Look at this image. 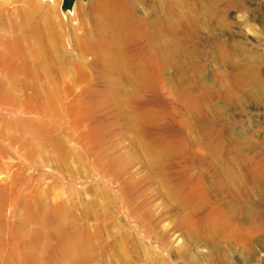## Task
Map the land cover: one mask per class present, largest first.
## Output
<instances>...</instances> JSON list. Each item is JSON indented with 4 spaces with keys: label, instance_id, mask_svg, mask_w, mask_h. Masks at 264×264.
Segmentation results:
<instances>
[{
    "label": "rangeland",
    "instance_id": "374dc122",
    "mask_svg": "<svg viewBox=\"0 0 264 264\" xmlns=\"http://www.w3.org/2000/svg\"><path fill=\"white\" fill-rule=\"evenodd\" d=\"M134 1L148 85L102 79L90 0L0 5V264H264V0Z\"/></svg>",
    "mask_w": 264,
    "mask_h": 264
},
{
    "label": "bare ground",
    "instance_id": "6f19581e",
    "mask_svg": "<svg viewBox=\"0 0 264 264\" xmlns=\"http://www.w3.org/2000/svg\"><path fill=\"white\" fill-rule=\"evenodd\" d=\"M12 1L13 0H0V5ZM77 1L78 0H76V2ZM90 1L92 6L97 9L100 16V22L97 26L99 30L100 39H98V41L96 39L95 42L97 44L95 47H97L103 59L102 60L103 65L101 68L102 79H104L105 82L113 84L115 82L120 81L121 78L123 81V79L127 77L130 78V80L133 81L135 84H139V85L150 84L156 76V71L163 63H166L167 58L164 57L166 56V54L162 55L161 51L152 48L153 46L144 42L143 39L145 38V35H143V32L141 30L142 27L140 26L139 23L144 19L143 16H145L144 15L145 13H142L143 14L142 17L138 15L139 14L138 3L135 2L134 0H90ZM43 2H45L46 5H43L42 4ZM76 2L74 3L71 11L67 10L65 14H62L61 12L63 17H67L68 12L70 16L76 15V9H75ZM22 3L24 5L29 4V6L34 10V12L35 10L36 11L39 10L42 11L43 15L45 16L51 18H55V17L57 18L60 9L59 7L61 0H22ZM22 9L24 8H21V10ZM24 12L25 14H28L27 11ZM115 37H117V39L118 38L124 40L128 39V42L131 43L133 53L130 54L129 52L127 53L119 50L117 51L118 54H115L113 52L114 49L113 50L111 49V46L113 44L112 40H114ZM14 47L15 46H13L12 42L8 40L0 39V67L16 66L15 65L16 63H14L15 62L14 59L13 61L12 60L8 61L10 55H14L17 53ZM112 48L114 47L112 46ZM175 196L177 197V199H181L179 203L182 204L183 206H184V202L189 204H192L194 202L193 197H191L190 195L181 196L176 189H175ZM215 208L216 207H213L211 209L202 212L203 219L201 224L204 227V229L208 232H213L218 229V225L215 217L218 210H215ZM199 212H201V209H199ZM83 243H84L83 239L79 237H72L68 240V244L74 250L75 249L79 250L83 246Z\"/></svg>",
    "mask_w": 264,
    "mask_h": 264
},
{
    "label": "water",
    "instance_id": "95a60500",
    "mask_svg": "<svg viewBox=\"0 0 264 264\" xmlns=\"http://www.w3.org/2000/svg\"><path fill=\"white\" fill-rule=\"evenodd\" d=\"M86 1V0H81ZM76 0H61L60 10L62 14H65L67 10L71 11Z\"/></svg>",
    "mask_w": 264,
    "mask_h": 264
}]
</instances>
